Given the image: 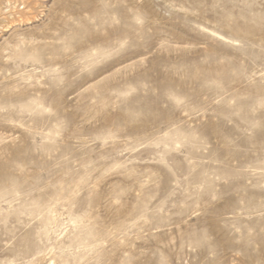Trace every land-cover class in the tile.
Wrapping results in <instances>:
<instances>
[{"label":"rangeland","instance_id":"1","mask_svg":"<svg viewBox=\"0 0 264 264\" xmlns=\"http://www.w3.org/2000/svg\"><path fill=\"white\" fill-rule=\"evenodd\" d=\"M0 264H264V0H0Z\"/></svg>","mask_w":264,"mask_h":264}]
</instances>
